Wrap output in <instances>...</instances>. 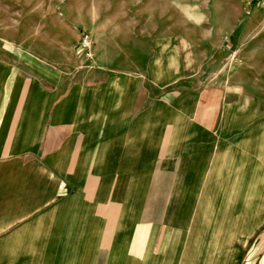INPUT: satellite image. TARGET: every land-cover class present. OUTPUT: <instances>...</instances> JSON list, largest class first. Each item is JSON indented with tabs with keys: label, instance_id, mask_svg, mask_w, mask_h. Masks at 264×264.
<instances>
[{
	"label": "crops",
	"instance_id": "1",
	"mask_svg": "<svg viewBox=\"0 0 264 264\" xmlns=\"http://www.w3.org/2000/svg\"><path fill=\"white\" fill-rule=\"evenodd\" d=\"M45 1L0 48V264H211L231 210L264 264V79L228 62V0Z\"/></svg>",
	"mask_w": 264,
	"mask_h": 264
},
{
	"label": "rangeland",
	"instance_id": "2",
	"mask_svg": "<svg viewBox=\"0 0 264 264\" xmlns=\"http://www.w3.org/2000/svg\"><path fill=\"white\" fill-rule=\"evenodd\" d=\"M50 4L45 0H0V48L3 47L6 51L7 47L11 46L10 42L12 40H25L27 38V26L30 23L32 26L38 23L37 19H28L27 8L31 7L33 10L42 11L44 8H50ZM226 5L227 16L218 19V24L225 25L228 29L237 27L236 29H239L240 33L229 34L228 41L236 40L242 46L241 50L228 51V62L230 63L231 59L235 60L233 63H236L238 68L241 67L240 69L243 73L259 75L262 80L264 79V0H255L253 2L249 0H244V2L228 0ZM234 69L235 65H230L228 73L231 74ZM260 100L264 103V95ZM228 195L230 203L237 201L236 195L232 193H228ZM212 213L214 214L215 211L212 210ZM228 213V222L224 227H220L217 216V218L214 216L212 218V241L208 243V248L212 253L211 264L236 263L239 245L236 242V234L240 228L236 225V211L231 210ZM220 229H222V238L225 239L222 242L218 239L220 237ZM203 244V242L198 241L193 244L197 251L196 264H209L206 258L199 256L200 250L203 249ZM186 245L187 242H181V249L186 248ZM222 248L225 249L228 257L222 258L221 262L219 254Z\"/></svg>",
	"mask_w": 264,
	"mask_h": 264
},
{
	"label": "built area",
	"instance_id": "3",
	"mask_svg": "<svg viewBox=\"0 0 264 264\" xmlns=\"http://www.w3.org/2000/svg\"><path fill=\"white\" fill-rule=\"evenodd\" d=\"M89 43H90V40H89V37L87 34H82L81 35V40H80V45L82 48H88L89 47Z\"/></svg>",
	"mask_w": 264,
	"mask_h": 264
}]
</instances>
